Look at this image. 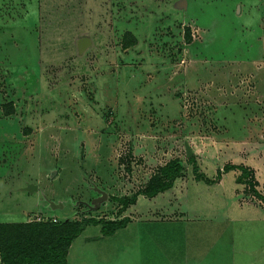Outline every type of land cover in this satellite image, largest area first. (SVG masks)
Returning a JSON list of instances; mask_svg holds the SVG:
<instances>
[{
	"label": "rangeland",
	"instance_id": "374dc122",
	"mask_svg": "<svg viewBox=\"0 0 264 264\" xmlns=\"http://www.w3.org/2000/svg\"><path fill=\"white\" fill-rule=\"evenodd\" d=\"M239 1L0 0V222L127 218L66 264H264V199L222 171L264 185V0L256 36Z\"/></svg>",
	"mask_w": 264,
	"mask_h": 264
},
{
	"label": "trees",
	"instance_id": "16d2710c",
	"mask_svg": "<svg viewBox=\"0 0 264 264\" xmlns=\"http://www.w3.org/2000/svg\"><path fill=\"white\" fill-rule=\"evenodd\" d=\"M135 38L130 32H124L121 45L127 47L134 43ZM187 160L194 163L192 170L195 179L206 183L213 182L203 174L197 172L193 155ZM237 167L240 174L236 181H247L248 170L242 165L227 163L222 171ZM183 164L179 159H171L158 168L157 174L148 181L147 189L140 191L145 196H153L171 186L176 177L181 176ZM217 171L216 177H220ZM136 194L130 197H112L119 202L120 207L133 203ZM127 218L120 219H62V220H30V221H1L0 222V264H66V254L71 241L84 229L86 222L100 223L103 235L112 234L116 229L124 227Z\"/></svg>",
	"mask_w": 264,
	"mask_h": 264
},
{
	"label": "crops",
	"instance_id": "0c3cea01",
	"mask_svg": "<svg viewBox=\"0 0 264 264\" xmlns=\"http://www.w3.org/2000/svg\"><path fill=\"white\" fill-rule=\"evenodd\" d=\"M239 2V4L241 5V7H239V14L241 17L240 22H242L239 26V29L243 30V36H256V16L258 17V14H256V0H240ZM250 22L253 23V26H251ZM207 33L208 32H206V34ZM244 66L245 63H243V67Z\"/></svg>",
	"mask_w": 264,
	"mask_h": 264
},
{
	"label": "built area",
	"instance_id": "2783aa9c",
	"mask_svg": "<svg viewBox=\"0 0 264 264\" xmlns=\"http://www.w3.org/2000/svg\"><path fill=\"white\" fill-rule=\"evenodd\" d=\"M249 180L250 182H253V180L251 179H247ZM246 182V188H247V191H248V197L247 199L248 200H253V201H256V199L258 200H261V199H264V185L263 187H258L254 182L253 184L252 183H249L247 181ZM261 188V189H260ZM42 220L43 219H47V217H44V218H41ZM51 220H55V218H51Z\"/></svg>",
	"mask_w": 264,
	"mask_h": 264
},
{
	"label": "water",
	"instance_id": "95a60500",
	"mask_svg": "<svg viewBox=\"0 0 264 264\" xmlns=\"http://www.w3.org/2000/svg\"><path fill=\"white\" fill-rule=\"evenodd\" d=\"M90 44V38L87 36H81L77 39V52L81 53L82 50ZM187 153L190 155L191 151L187 148Z\"/></svg>",
	"mask_w": 264,
	"mask_h": 264
}]
</instances>
